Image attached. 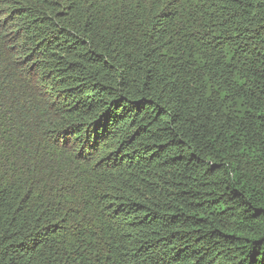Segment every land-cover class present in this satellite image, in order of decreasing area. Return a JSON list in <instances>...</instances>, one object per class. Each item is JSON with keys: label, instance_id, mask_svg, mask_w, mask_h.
Instances as JSON below:
<instances>
[{"label": "trees", "instance_id": "trees-1", "mask_svg": "<svg viewBox=\"0 0 264 264\" xmlns=\"http://www.w3.org/2000/svg\"><path fill=\"white\" fill-rule=\"evenodd\" d=\"M0 264H264V0H0Z\"/></svg>", "mask_w": 264, "mask_h": 264}]
</instances>
